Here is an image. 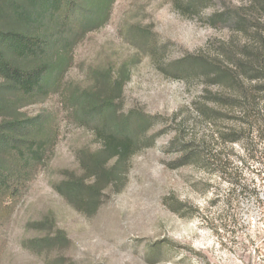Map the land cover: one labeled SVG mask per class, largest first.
Masks as SVG:
<instances>
[{"label":"rangeland","instance_id":"obj_1","mask_svg":"<svg viewBox=\"0 0 264 264\" xmlns=\"http://www.w3.org/2000/svg\"><path fill=\"white\" fill-rule=\"evenodd\" d=\"M262 2L116 0L61 88L23 103L53 143L0 223V264H264V80L236 67L259 45ZM74 91L148 122L114 182L86 164L111 122L79 120ZM90 176L71 200L57 191Z\"/></svg>","mask_w":264,"mask_h":264},{"label":"trees","instance_id":"obj_2","mask_svg":"<svg viewBox=\"0 0 264 264\" xmlns=\"http://www.w3.org/2000/svg\"><path fill=\"white\" fill-rule=\"evenodd\" d=\"M115 1L0 0V223L11 216L53 143L52 131L41 117L21 116L23 103L41 101L61 88L75 48L107 23ZM260 7L264 11L263 2ZM233 16L237 25L247 23L241 11ZM259 28H249L257 33L259 45L244 50L236 65L250 82L264 80V30ZM218 72L221 78L230 77L227 71ZM69 99L79 120L111 122L109 127L97 126L101 146L86 164L87 172L99 180L114 182L119 177L117 168L128 164L137 135L148 122L132 114L118 120L112 99L100 103L93 93L74 91ZM91 179L68 180L57 191L71 200Z\"/></svg>","mask_w":264,"mask_h":264}]
</instances>
